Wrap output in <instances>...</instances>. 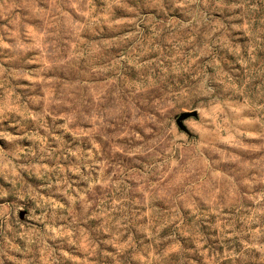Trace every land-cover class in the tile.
Segmentation results:
<instances>
[{
    "label": "rangeland",
    "instance_id": "rangeland-1",
    "mask_svg": "<svg viewBox=\"0 0 264 264\" xmlns=\"http://www.w3.org/2000/svg\"><path fill=\"white\" fill-rule=\"evenodd\" d=\"M0 264H264V0H0Z\"/></svg>",
    "mask_w": 264,
    "mask_h": 264
},
{
    "label": "water",
    "instance_id": "water-1",
    "mask_svg": "<svg viewBox=\"0 0 264 264\" xmlns=\"http://www.w3.org/2000/svg\"><path fill=\"white\" fill-rule=\"evenodd\" d=\"M192 116H196V113H183L179 118H178V124L179 126L184 129V126H183V121L192 117Z\"/></svg>",
    "mask_w": 264,
    "mask_h": 264
}]
</instances>
